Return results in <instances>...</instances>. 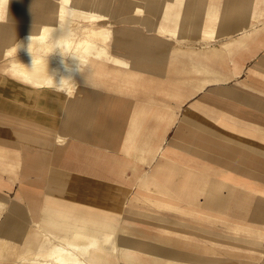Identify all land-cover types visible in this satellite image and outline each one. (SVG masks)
Masks as SVG:
<instances>
[{
	"label": "crops",
	"instance_id": "1",
	"mask_svg": "<svg viewBox=\"0 0 264 264\" xmlns=\"http://www.w3.org/2000/svg\"><path fill=\"white\" fill-rule=\"evenodd\" d=\"M157 1L159 0H145L150 5H157ZM171 2L174 4L176 0H171ZM238 2L239 0H234V4L228 2L227 5H224L220 16L215 12H209L200 22L191 21L186 23L187 26H192L194 31H199L201 34L203 32H213L215 30V19H219V17L225 19L219 22V26L227 23L234 26L231 30H227V36L231 34L232 38L229 39L225 36L223 39L216 40L218 44L212 45L213 47L208 46L210 47H207L208 49L197 47L195 51L186 52L187 58L192 59V64H195L199 68L198 71L202 73L201 76L194 77V79L201 80V82H198L196 89L193 91L188 89V92L179 89V68L177 59H173L178 51L176 50L174 54L173 49H171L170 67L164 65L161 58L163 57L162 43L165 40H170L173 43L178 39L172 36L169 39H164L161 37L162 33L157 32L154 28L148 31L139 28V24L134 23L135 19L125 13L122 16L110 13V17L117 19L118 22L112 23L114 21H111L106 24L112 30L111 37L107 40L108 50L109 48L115 49L111 41L120 42L117 44L119 52L123 53V56L120 57H123L124 61L132 59L134 66L131 67L136 70L128 69L125 66L117 68L123 69L124 73L128 74L138 72L139 77L133 79V83L129 84L107 81V83L97 84L96 87L90 85L88 87L90 91L85 94L84 101L86 105L84 109L76 111L71 119L73 124L75 123V126L80 129L77 133L70 132V134L65 135L69 132L62 129L61 126L54 128L47 123L29 117H18L13 113L4 114L0 111V202H2L1 192L4 187L15 188L20 184L19 179L15 176L17 173L14 172V175L12 173L4 174L3 172V159L1 157L8 151H15L14 153H16L19 148H22V153L25 154L23 167L25 173L21 179L24 182L21 183L22 186L28 187L35 183L28 180V177L32 175V170L39 169V165H41V169L44 170L43 185H57L59 186L58 189L61 190V186L65 187L67 185V170H84L77 159L78 151L82 149L83 145L92 147L91 144H94L93 148L97 149L98 154L100 152L103 155L101 159H96L95 169L98 171L103 170L101 174L96 173V176L106 180V182L114 180L113 171L115 169L137 168L140 170L145 169L149 180L155 178L154 186L173 185V171H177L180 164L182 168L187 165L186 175L190 172L189 170L198 169L203 171L204 183L202 184L210 186L205 192L208 191L210 194L215 195L209 201L212 207H214V203H220V209L234 206V210L241 211L240 213L229 214L224 210V216H242L247 220L250 219L252 223L260 218L262 219V216H264V166L260 167L257 158L253 156L257 154V149L254 151L244 149L242 140L247 141L249 145L264 148V30L259 31L255 26H238L235 23V17L240 16L242 13ZM205 3V0H197L196 4L199 7L191 13V16L200 17L202 13L200 6ZM164 13L166 21L173 11L166 10ZM184 23V21H179L177 24L175 23V26L171 23V28L176 29V26L178 27ZM157 24H151V26ZM220 29H223V27L221 26ZM231 31L235 32L237 36L230 33ZM125 42L130 44L125 45ZM139 42H142L139 46L133 44ZM219 43H222V45ZM245 47H248V50L246 49L247 51L244 52ZM112 54L116 55L115 53ZM204 71L206 74L203 73ZM233 80L236 82L231 84L230 82ZM195 102L206 105L205 111L209 112L208 115L218 124H214L215 128L212 129V134L204 131L202 133L193 132L189 136L191 140L188 138L183 139L184 143L193 146H188L186 151L181 152L179 139L183 137L180 138L179 131L175 129V124L179 118L180 108L183 109L186 105L192 106ZM155 114L160 116L159 123L155 127L150 124L152 122L146 123V130L149 133L147 138L149 140L146 141V150L141 149L138 154L141 161L149 157L150 160L145 164L141 162L134 163L127 157H123V165H115L114 154L115 151L120 149L116 140L119 136L110 129L107 131L88 130L87 126L84 128V125L77 122V118L83 115H85L88 122L95 117L101 123L122 122L123 126L125 125L123 127V138H131L132 133L138 129L134 122L143 119V117L146 121H152L155 118L150 115ZM126 123H130V135L128 129H126ZM138 130L140 133L143 131L142 128ZM59 134L65 139L56 142ZM141 137L139 136V138ZM164 137L166 139L170 137V141L166 145ZM4 138L10 140L3 141ZM160 144L163 147L159 150L157 157L151 160L152 154L157 152V147ZM126 146L123 142V147ZM51 155L53 161L50 160ZM17 156L11 158V162L14 161L15 163ZM197 156L199 158L196 160ZM47 157H49V160H47ZM35 163H38V166ZM48 165L58 173V178L53 179H57V182L51 181V177H47V170L50 169ZM164 177L166 179L168 177V180L165 181ZM126 183L124 181L123 185ZM191 184H196L194 179L188 183V185ZM176 185H181V187H179L180 190L177 189L179 190V192L176 191L177 198H173V200L188 203L187 200L182 199L189 197L187 193L189 186H185L184 179L177 182ZM65 194L54 196L60 197V200H66L64 198ZM136 200L138 199L131 197L130 199H121L119 203L113 204L111 208L103 209L97 206L96 208L119 212L124 207H133V202ZM75 202L89 206V204L83 202ZM223 202L225 206L221 205ZM0 213H3L1 209ZM249 226H236V228L239 227L238 231L228 230V228H231L230 226H212L209 228L203 226L202 228L203 230L208 229L209 233L218 234L244 233L245 229H251L250 232L252 233L259 234L260 232V234H264V225L252 224ZM20 228L25 230L21 237L22 240H19V233L18 235L16 233L21 231ZM31 229H33V226H31ZM29 230L24 228V223L17 220L15 215L9 212L3 215L0 221V249L2 245L6 249H11L10 261L25 246L29 239ZM14 233L18 238L14 237ZM16 240L23 244L21 248L9 246L12 242H18ZM251 246L253 251L244 253L243 248H234L235 250L228 251L226 248L222 249L224 247L221 246V243L219 249H217L211 243L204 242L203 264H264V256H262L264 255V236L253 237Z\"/></svg>",
	"mask_w": 264,
	"mask_h": 264
},
{
	"label": "rangeland",
	"instance_id": "2",
	"mask_svg": "<svg viewBox=\"0 0 264 264\" xmlns=\"http://www.w3.org/2000/svg\"><path fill=\"white\" fill-rule=\"evenodd\" d=\"M49 1L51 0H6L5 3L0 7L2 9L0 24H3V27L6 28L5 36L7 37L9 35L11 28L16 29L20 26L22 20H18V18H20L22 13H33L35 15L41 16L43 9L47 8L50 5ZM105 1H107L109 6L111 7L110 13H113L116 16H122L123 13L130 15V17L135 19L134 23L139 24V28H144L147 31L153 30V25L151 26V24H157L159 22L165 21L164 12L166 10H172L173 13L169 15L170 17L168 20H166L165 25L168 28H171V23L173 26H175V23L177 24L179 21L185 22L184 24H180L178 27L176 26V29L179 31V34H177L178 36H172L173 38L178 37V40L182 45L191 43L195 47L200 48L207 45L213 47L214 45L218 44L216 40L223 39L225 36H227V30H231V28L234 27L230 26L227 23L221 25L223 29H220L221 26H219V22L225 19H220L219 17V19H215V30L211 34L208 33L209 35L207 34L206 37L205 35L203 37L201 35V32L187 29L189 26L187 27L188 24H186L191 21L200 22L207 16L206 13L209 14V12H215L216 14H218V16H220L222 7L224 5H227L228 2H230V4H234V0H205L206 3L200 6V11H202V13L198 18L191 16V13L195 11L197 7H199V5L196 4L197 0H176L174 4L171 2V0H159L157 1V5H150L146 3L145 0ZM238 4L241 7L240 11H242V13L240 16L238 15V17H235V23L238 26H255L256 29H259V31L264 30V0H239ZM135 6H140V8H143V13H145V16H143L142 13H138L135 10ZM175 14H177V16H175ZM230 20L233 21L232 18H230ZM117 22V20H114V22L112 23ZM79 33L82 34L81 32ZM230 33H233L237 36V34L233 31H231ZM201 36L202 39H200ZM161 37L164 39L171 38L170 35H167V32L162 33ZM106 42L108 43V41ZM170 43V40H165V42L162 43L163 46L161 47L163 50V57L161 58L164 61V65H166L167 67H170L171 65V50L169 48L166 49V47ZM113 45L115 49L109 48L111 56L114 59L123 58L120 57L123 56V53L119 52L120 50L117 48V44ZM246 49L248 50V47H245L243 51H247ZM24 51L25 54H22L20 58L28 57L31 54V50L29 48H25ZM21 53L24 52L22 50H18L16 51V53L12 52V54ZM112 53H115L118 56L113 55ZM11 58L13 57L5 55L4 45L2 46V44H0V111H2L4 114L13 113L18 117H29L30 119L32 118L36 121L47 123L54 128L61 126V104L58 107H55L51 100L44 98V96L52 93V88H44L45 92L43 91V95H41V93L36 94L37 92L34 91L36 88L34 89V87L29 83H24L25 81H23L20 76L13 74L8 69L9 60ZM127 59L129 60V58ZM173 59H177L178 63V81L180 91L183 90L184 92H188V89L189 91H193L194 89H196L198 82H201V80L199 81V79H194V77L201 76L202 73L196 71L195 65L193 66L192 64V59L189 60V58H187L186 55L181 52H177V55ZM109 63L110 66H113L115 64L114 62H112V60ZM98 69L100 71V76L98 77V79L95 78L93 80H86L84 82L85 84L96 87L97 84L112 81V72L109 76L107 75V73L109 71L108 69L114 70L113 68H110L108 64H103L100 65ZM116 69L120 72V75L117 76L118 80H116L115 82H119L121 84L133 83V79L139 77L140 75L137 72L135 74V77L128 79V73H124L123 69H118L117 67ZM235 82L236 81L233 80L230 83L232 84ZM61 96L63 98L65 95L61 94ZM187 107L189 108L187 109ZM205 107L206 105L200 102H195L192 106L186 105L183 109H181L182 107L180 108L179 118L178 121H176L175 129L179 131L180 138L181 136L183 137L179 139V148L181 152L186 151L188 146H193L188 145V143H184L183 139H190L189 136L193 132L202 133V131H204L212 134V129L215 128L214 124H218L217 121L213 120L208 115L209 112L205 111ZM150 116L154 117L155 119H153L152 121H146L143 117V119L134 122L135 126H137L138 129L142 128L143 131L142 133H140L137 129L132 133L131 138H123V127L125 125L123 126L122 122L101 123L97 121V117H95L93 118V120H89V126H87V128L88 130L95 129L106 131L110 129L119 136V138H117L116 140L118 142V145L120 146V149L115 151L114 154L115 165L122 166L123 157H127V159H130L131 162L134 163L141 162L142 164H145L150 160L149 157L141 161L139 158L140 155L138 154L139 150H146V141L149 140V138H147L149 133L146 130V123L152 122L150 124L155 127L156 125H158L160 120V116L158 114ZM98 123H100V125H98ZM83 127L85 128V125ZM126 129H128V134L130 135V123H126ZM139 136H142V139L139 138ZM6 140L10 139H3V141ZM164 140L166 145L167 142L169 143L170 137L168 139L164 137ZM123 142H125V145H127L125 148L123 147ZM131 142H134L133 145ZM91 145L92 147L83 145L82 149H80V151H78L77 153L79 164H82L84 170H67V185L65 187L61 186V190L58 189L59 186L57 185H43L44 170L41 169V165H39V169L32 170V175L28 177V180L35 183L29 185L28 187L22 186L21 183L24 182H22L21 179L23 178L22 176H24L25 173V168H23L25 164V154L22 153V148H19V151H16V153H14L15 151H8L7 153H5L1 157L3 159V172L4 174L12 173L14 175L15 173H17L15 176H17V179H19L20 184L18 187L15 186V188L4 187V190L1 192L2 202H0V209L3 213H0V216L9 212L12 215H15L17 217V220L24 223L25 229H30L32 226L31 222L39 220L38 207L43 202L45 195L49 193L57 196L59 194L66 193L64 198H66L67 201H78L95 207L97 206L103 209H107L109 207L111 208L113 204L116 205L117 203H119L121 199H130L132 195L134 196V192H141L143 195H146L148 197H162L169 199L177 198L176 191L179 192V187H181V185H176V183L179 181L181 182V180L184 179L185 186H189L187 188L189 197H185V199H182L187 200L188 202L183 208V212L177 209H167L164 207L163 209L155 204L150 203L148 200H136L135 202H133L135 209L131 213L124 212L121 214L122 224H126L127 226L131 225V228L130 226L127 228V233L129 234L125 233L124 236L132 241V245L134 246L137 253H140L141 255L149 258L147 255L149 249L146 245V239L139 237V235L134 234V232L132 233V230L135 231V229L143 230L148 234H159L160 238L162 239V245H165V247H170V249L173 250L174 256L176 255L174 258L177 260H188L190 262L189 264H203L204 242L207 244L211 243L217 249H219L221 243V246L224 247L222 249L226 248L229 251L235 250L234 248H243L244 253H250L251 251H253L251 250L252 238L257 236H264V234H256L250 232L252 231L251 229H245L244 233L226 234L209 233L208 229L203 230V226H205L206 228L212 226H230L231 228H228V230L230 229V231H238L239 228H236V226H242V224L243 226H249L251 224L264 225V216H262V219H258V221H256L255 223H252L250 219L247 220L242 216H223L224 210H226L229 214L236 212L240 213L241 211L234 210V206H231L227 209H225L224 207L220 209V203H214V207L210 205L209 201L212 200L215 195L210 194L208 191L205 192V190L210 186L202 184L204 183V173L202 170H189L190 172L186 175L188 171L186 169L187 165L182 168V165L180 164V168L177 171H173V185L154 186V182L156 181L155 178L149 180L148 174L145 173V169H115L113 171L114 180L106 182V180H102L101 178H98L96 176V173L99 172L101 174V171L103 170L98 171L95 169V165L97 163L96 159H101L103 155H101L100 152L98 154L97 149L93 148L94 144ZM242 145L244 149H251L253 151L257 149V154L253 156L257 158L259 163L258 165L260 167L264 166V148L249 145L245 140H242ZM162 147V144L157 147V152L152 154L151 160H153L154 154L158 155L159 150ZM16 155H18V158H16L15 163L14 161L11 162L12 159L16 157ZM50 158V160L53 161L52 155ZM198 158L199 157L197 156L196 160ZM47 160H49V157H47ZM35 164L36 166H38V163ZM48 167L50 169L47 170V177L49 176L52 179L51 181L57 182V179H53L58 178V173L55 172V170H53L50 165H48ZM164 179L165 181H167L168 177L167 179L164 177ZM192 179H194L196 184L188 185V183L191 182ZM124 181L127 182L125 185H123ZM221 205L225 206L224 202ZM3 215L2 217H0V221L3 218ZM9 246H17L21 248L23 244L21 242H12L11 244H9ZM172 247L175 249H172ZM176 248L179 250H177ZM10 250V248L6 249L2 245V248L0 249V264L9 263L11 258ZM181 251L182 253L183 251L185 253H188L189 256H192V258L188 257L187 259H185V253H183L184 256L177 255ZM129 263L136 264L133 262H124V264Z\"/></svg>",
	"mask_w": 264,
	"mask_h": 264
},
{
	"label": "bare ground",
	"instance_id": "3",
	"mask_svg": "<svg viewBox=\"0 0 264 264\" xmlns=\"http://www.w3.org/2000/svg\"><path fill=\"white\" fill-rule=\"evenodd\" d=\"M5 1L0 0V7ZM49 3L50 5L43 9L41 16L33 13H22L18 18V20H22V23L16 29L11 28L7 37L5 36L6 28L0 24V44L4 45L5 55L13 57L9 60L8 69L13 74L20 76L25 81L24 83H29L34 89L36 88L34 90L37 92L36 94L41 93L43 95L44 88H52V93L44 96V98L51 100L55 107L61 104V127L69 132L65 134L68 135L70 132L77 133L80 131L71 119L76 111L84 109L86 105L85 94L90 91L88 89L90 86L84 82L98 79L100 76L98 67L100 65L108 64L110 68L114 69H108L107 73L109 76L112 72L113 82L118 80L117 76L120 75L116 67L125 66L131 70L136 69L131 67L134 66L132 59L129 61H124L122 58L114 59L108 50L106 41L111 37L112 30L106 24L117 19L110 17L111 7L107 1L51 0ZM101 10L102 12H100ZM135 10L145 16L144 9L140 6H135ZM1 15L2 9L0 8ZM165 22H159L153 26L154 30L160 33L167 32V35L170 36L179 34L177 29L168 28ZM187 29L193 30V27L189 26ZM208 33L211 34L212 32H203L201 35L206 37ZM29 37H31L30 41ZM227 37L230 39L232 35ZM119 43L111 41L113 47V44ZM124 44L129 45L130 43L125 42ZM133 44L139 46L142 42ZM219 44L222 45V43ZM25 48H29L31 54L28 57L20 58L22 54H25ZM168 48L173 49L174 54L177 50L184 55L187 54V51L197 49L191 43L182 45L179 40L170 43L166 49ZM18 50H22L24 53L12 54ZM111 60L115 63L113 66H110ZM195 69L198 71L199 68L196 67ZM203 73L206 74L205 71ZM132 77H135V74L131 72L128 79ZM61 94L65 96L62 98ZM77 122L89 126L85 115L78 117ZM64 139L60 134L56 138L60 142ZM156 157L157 154H154L153 160ZM132 197L143 201L148 200L161 208L177 209L182 212L187 204L169 198L148 197L141 192H134ZM59 198L52 194L45 195L43 202L38 207L39 220L31 222L33 229L30 228L28 231L29 239L8 264L190 263L188 260L175 259L176 255L174 256L173 250L162 245V239L159 235L148 234L140 229L132 230V233L134 232L139 237L146 239L149 258L135 251L132 241L124 236L128 232L127 228L129 226L131 228V225L127 226L121 222V214L124 212L131 213L135 207L127 206L119 212L109 211L75 201L60 200ZM24 232V229L16 232L17 235L19 233V240H22L21 237ZM14 237L18 238L16 234ZM19 240L16 241L19 242ZM255 241L257 242V240ZM172 249L175 248L172 247ZM183 253L185 252L183 251ZM183 253L181 251L177 255H186L185 259L192 258L188 253L184 255Z\"/></svg>",
	"mask_w": 264,
	"mask_h": 264
},
{
	"label": "clouds",
	"instance_id": "4",
	"mask_svg": "<svg viewBox=\"0 0 264 264\" xmlns=\"http://www.w3.org/2000/svg\"><path fill=\"white\" fill-rule=\"evenodd\" d=\"M31 40V37H29V41ZM61 82H63V81H61Z\"/></svg>",
	"mask_w": 264,
	"mask_h": 264
}]
</instances>
